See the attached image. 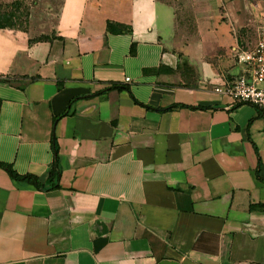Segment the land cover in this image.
I'll list each match as a JSON object with an SVG mask.
<instances>
[{
    "label": "crops",
    "instance_id": "obj_1",
    "mask_svg": "<svg viewBox=\"0 0 264 264\" xmlns=\"http://www.w3.org/2000/svg\"><path fill=\"white\" fill-rule=\"evenodd\" d=\"M211 19L61 0L51 28L0 29V163L44 184L54 136L60 169L43 191L0 168V264H264V117L214 92L241 20Z\"/></svg>",
    "mask_w": 264,
    "mask_h": 264
},
{
    "label": "rangeland",
    "instance_id": "obj_2",
    "mask_svg": "<svg viewBox=\"0 0 264 264\" xmlns=\"http://www.w3.org/2000/svg\"><path fill=\"white\" fill-rule=\"evenodd\" d=\"M60 1L0 0V23L12 24L19 28L31 27L34 30L40 27L51 28ZM14 2H17L19 7L12 6ZM227 3L230 5L226 6L224 2L221 3L218 0H173L178 20L188 29L195 25L196 18L201 21L213 20L211 18H219L227 12L231 16L234 11L240 15L241 20V29H236L234 33L236 39L239 40L240 47L249 48L255 44L258 38H264V30H261V27L264 26V0H227ZM220 9H222V13ZM6 14H8V21L2 19V16ZM226 16L225 20L228 19Z\"/></svg>",
    "mask_w": 264,
    "mask_h": 264
},
{
    "label": "built area",
    "instance_id": "obj_3",
    "mask_svg": "<svg viewBox=\"0 0 264 264\" xmlns=\"http://www.w3.org/2000/svg\"><path fill=\"white\" fill-rule=\"evenodd\" d=\"M233 57L241 66V73L232 76L214 92L228 97L233 105L252 106L264 117V38H258L249 48L237 45L233 49Z\"/></svg>",
    "mask_w": 264,
    "mask_h": 264
},
{
    "label": "trees",
    "instance_id": "obj_4",
    "mask_svg": "<svg viewBox=\"0 0 264 264\" xmlns=\"http://www.w3.org/2000/svg\"><path fill=\"white\" fill-rule=\"evenodd\" d=\"M12 6L17 8V7H19V4L17 2H14V3H12ZM220 12L222 13V9H220ZM2 19H4L5 21H8V14L2 16ZM0 29H10V30L15 29V30H24V31L27 30V28L25 26L23 28H19V27H14L12 24H2V23H0ZM106 32L111 33V34H130L131 29H130V27L123 25V24L107 22L106 23ZM53 38H54L53 33L50 34L49 36L40 35L39 37H36V38H33L32 40H30V43L41 42V41H50ZM28 80L34 81L35 77L29 78ZM3 81H5V79L0 77V82H3ZM124 89H127V88L124 87ZM175 107H178V106L168 107V108L162 109L160 111H169L171 109H174ZM198 108H201V107H198ZM63 115H65V113H63L62 115L55 118L54 121ZM51 150H52V155H53L52 164H51V167L49 170L48 178L44 184H41L34 176L20 175V174L16 173L14 171V169L11 167V165H9V164L0 163V168L3 169L8 174V176L16 182H24V183L33 185L35 188H37L39 190H43V191L58 189L59 188L58 179H59V175H60V169H59V164H58V148H57L54 136H52V139H51ZM256 177L260 180V178L258 176V169L256 171Z\"/></svg>",
    "mask_w": 264,
    "mask_h": 264
}]
</instances>
